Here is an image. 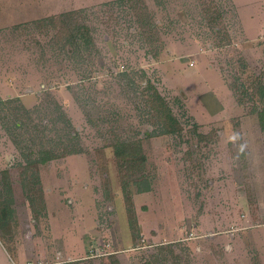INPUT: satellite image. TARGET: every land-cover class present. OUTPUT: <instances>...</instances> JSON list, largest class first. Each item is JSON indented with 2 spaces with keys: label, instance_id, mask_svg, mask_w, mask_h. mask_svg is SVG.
Listing matches in <instances>:
<instances>
[{
  "label": "rangeland",
  "instance_id": "374dc122",
  "mask_svg": "<svg viewBox=\"0 0 264 264\" xmlns=\"http://www.w3.org/2000/svg\"><path fill=\"white\" fill-rule=\"evenodd\" d=\"M104 1L0 30L12 262L264 264V0Z\"/></svg>",
  "mask_w": 264,
  "mask_h": 264
},
{
  "label": "crops",
  "instance_id": "0c3cea01",
  "mask_svg": "<svg viewBox=\"0 0 264 264\" xmlns=\"http://www.w3.org/2000/svg\"><path fill=\"white\" fill-rule=\"evenodd\" d=\"M53 0H0V30L8 27L20 26L26 24V18L28 16H38L40 20L42 18H52L61 16L64 14L78 12L81 9L103 4L104 2H96L93 4L84 3V0H57V7L51 3ZM110 0H106L108 2ZM54 10H51L54 8ZM19 14H27L28 16L21 20H14ZM51 16V17H49ZM0 247L8 256L10 264H16L12 262L9 253L0 241Z\"/></svg>",
  "mask_w": 264,
  "mask_h": 264
},
{
  "label": "trees",
  "instance_id": "16d2710c",
  "mask_svg": "<svg viewBox=\"0 0 264 264\" xmlns=\"http://www.w3.org/2000/svg\"><path fill=\"white\" fill-rule=\"evenodd\" d=\"M81 13V11H78V12H72V13H68V14H64V15H61V16H57V17H60L61 19H69L70 17L72 18V17H75V16H77V15H79ZM57 17H55V18H57ZM51 19H53V18H50V19H46L47 21H49V20H51ZM45 20V21H46ZM90 42V38H88L87 40H86V43L88 44ZM74 44H75V42H74ZM82 47V45H78L77 44V49H80ZM120 76V75H119ZM121 77H124V78H127L126 80L128 81V83L129 84H132V82L129 80V75L127 74V73H124V74H122L121 75ZM168 112L170 113V111L168 110ZM258 117H259V124H260V128H261V130L264 132V110L263 111H261L260 113H259V115H258ZM167 120L169 121V122H171V126L170 127H168V128H166V129H164L165 131V133H164V135H172V134H175L176 132H178L179 130H177V128L175 129V127H173V125H177V127H178V124L176 123V121L174 120V119H172V118H167ZM134 153H138V152H141L140 150H138V149H134V150H132ZM51 160V157L48 159V158H42L41 159V161L36 165V166H38V165H44V164H47L49 161ZM149 190H146V191H143L144 193H147ZM127 206L130 208V209H132L133 208V201H132V199H131V195L130 194H128V198H127ZM129 221H130V223H131V225H132V229L133 230H135V232H136V230L138 229V223H137V217H136V214L134 213V212H129Z\"/></svg>",
  "mask_w": 264,
  "mask_h": 264
},
{
  "label": "built area",
  "instance_id": "2783aa9c",
  "mask_svg": "<svg viewBox=\"0 0 264 264\" xmlns=\"http://www.w3.org/2000/svg\"><path fill=\"white\" fill-rule=\"evenodd\" d=\"M31 264V263H30Z\"/></svg>",
  "mask_w": 264,
  "mask_h": 264
}]
</instances>
